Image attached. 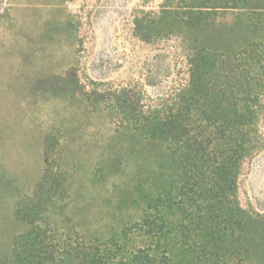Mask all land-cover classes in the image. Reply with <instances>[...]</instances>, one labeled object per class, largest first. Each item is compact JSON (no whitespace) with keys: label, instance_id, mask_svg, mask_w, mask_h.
Wrapping results in <instances>:
<instances>
[{"label":"trees","instance_id":"trees-1","mask_svg":"<svg viewBox=\"0 0 264 264\" xmlns=\"http://www.w3.org/2000/svg\"><path fill=\"white\" fill-rule=\"evenodd\" d=\"M134 31L147 43L181 40L188 75L168 97L145 103L131 86L88 92L70 69L49 85L109 111L116 132L141 147L142 212L107 237L57 243L43 223L67 178L48 136L42 174L16 209L29 228L14 239L13 263L264 264V213L239 196L244 164L264 150V0H163L137 15Z\"/></svg>","mask_w":264,"mask_h":264},{"label":"rangeland","instance_id":"rangeland-1","mask_svg":"<svg viewBox=\"0 0 264 264\" xmlns=\"http://www.w3.org/2000/svg\"><path fill=\"white\" fill-rule=\"evenodd\" d=\"M163 0H0V263L29 226L16 216L44 167V143L58 138L55 166L67 190L47 216L57 243L75 235L109 236L142 212L141 147L116 132L109 111L50 88L73 70L85 91L131 86L145 103L168 97L187 78L181 40H141L135 18ZM264 133V126L262 128ZM114 162L120 166H114ZM143 190V191H142ZM244 207L264 213V150L239 179Z\"/></svg>","mask_w":264,"mask_h":264}]
</instances>
